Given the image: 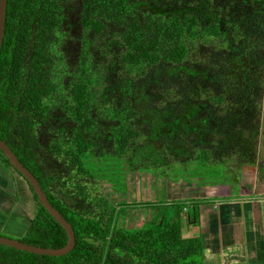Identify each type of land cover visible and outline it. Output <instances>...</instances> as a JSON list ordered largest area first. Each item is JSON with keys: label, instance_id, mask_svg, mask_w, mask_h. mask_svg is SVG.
Instances as JSON below:
<instances>
[{"label": "trees", "instance_id": "trees-1", "mask_svg": "<svg viewBox=\"0 0 264 264\" xmlns=\"http://www.w3.org/2000/svg\"><path fill=\"white\" fill-rule=\"evenodd\" d=\"M263 37L264 0H8L0 138L72 224L77 243L62 256L0 244V264H208L202 233L183 234L194 218L199 221L196 206L193 219L175 209L165 219L130 227L120 218L128 203L119 208L112 194H91L77 178L95 176L93 160L100 167L111 157L107 149L97 153L102 141L120 162L132 150L133 164L147 170L166 159L173 165L174 154L187 163L191 152L203 166L224 153L252 164L257 152L244 132L257 141L259 117L250 106L252 96L258 102L264 91L253 94L248 86L264 82ZM207 44L203 60H192ZM214 52L227 64L215 67L206 60ZM60 61L67 73L73 67L80 73L71 80L67 101L55 105L52 73ZM229 80L230 91L222 92ZM207 106L220 111L205 114ZM98 112L113 124L105 135L95 131ZM0 158L12 166L1 149ZM63 161L65 170L58 165ZM33 196L37 210L18 239L64 247L65 228Z\"/></svg>", "mask_w": 264, "mask_h": 264}, {"label": "rangeland", "instance_id": "rangeland-1", "mask_svg": "<svg viewBox=\"0 0 264 264\" xmlns=\"http://www.w3.org/2000/svg\"><path fill=\"white\" fill-rule=\"evenodd\" d=\"M262 41H264V37ZM208 45L209 44L202 45L200 47V54L196 53V55H193L192 60H203V55L208 51ZM221 58L222 56L219 52H217V55L214 52L210 53V57L206 60H210L215 67L217 64L226 65L228 60H221ZM67 70L68 68H65L63 64H61V61L56 62L53 68L52 77L58 85L52 98V102L54 101L55 105L67 101V96L70 95L68 89L72 84L71 80L80 73V70L74 67L72 68V71L69 70L68 73ZM165 72L166 70L163 68L161 74L163 77L166 76ZM260 79L261 78L257 81L251 82L248 86V89L251 90L253 94V90L259 91L260 89L264 91V82L258 83ZM233 83L234 81L232 80L225 81L222 85L223 90L221 91H230ZM235 92H231L229 95H232ZM161 93L166 95L167 90L165 91L166 94L163 91H161ZM259 95L260 94H258V96ZM252 97L255 101L250 106V109L254 118L258 120L259 117L258 125L260 127L257 141H255L256 138L253 134L244 132V137L247 138L248 142L252 144V148H255L257 152L255 161L252 164L242 163V160H238L237 156L224 153V156L221 157L218 155L212 156V162L209 163L208 166H203L202 163L196 159L197 155L195 152H191L190 154H187L189 160L187 163L181 164L176 161V155L174 154V156H172V160H174L173 165H170L169 163L166 164V159L165 161L163 160L162 163H157L159 165L158 168L155 169L153 166V170H147L133 164L132 159L135 153L132 150L128 152L129 154L122 156L126 161L120 162L116 156H113L116 154L113 147H110V145L107 144V141H102L98 144L97 149H99L97 150V153L100 154L104 149H107V154L111 155V157L106 159L100 167H98L93 160L92 167L94 168L93 172H95V176L81 174L77 179L82 178L83 182L88 183V189L91 194H100V192L106 195L112 194L114 202L121 205L119 208H122L124 203H128L130 206L126 211L121 210L122 214H120V218L121 221L123 220L127 222L130 227L133 225L141 227L145 220L149 219H165L168 215L172 214L175 209L183 218L193 219L192 210L193 206H196L199 223L198 220L194 218L193 220H195L197 226L190 228L188 225L192 224V222L189 223L183 228V234L188 236L195 235L198 232L202 233L203 238L205 239V253L207 254L206 259L208 264H234L235 261H233V257L236 248H224L223 245L219 244L220 248L223 246L221 248V251L223 250V252L219 253V246L215 243L216 240H213L214 235L217 233H215L214 229L220 231L222 229V225L220 224L222 223L219 222L218 219L216 220L213 214L210 213V211H207L206 207H202L200 212V205L212 202V200H218V202L224 200L226 202L228 199L233 200L240 197H246V191H241V188L249 186L255 178L256 170L261 171L264 169V93L258 98L261 108H259L257 102V95H253ZM207 105H209V102ZM203 108L204 113L208 115L220 111V108L217 106H207ZM98 116L99 118L97 119V124H95V131L103 135L109 132V129L112 131L113 124H111L112 122L109 120V117H104L103 112H98L97 117ZM222 129L225 130L224 127ZM43 132L44 127H41L40 133ZM65 135L67 134L65 133ZM146 139L148 138L146 137ZM222 141H224L225 144L231 142L225 138H222ZM165 149L167 150L168 147H165ZM196 149H199V147ZM164 152L166 154L169 153L168 151ZM60 159L63 158L60 157ZM242 164H244V166L245 164H249L247 166L250 168L248 169L250 173L245 172L244 170L241 172L239 171L241 169L239 166ZM58 165H60L63 170L67 168L66 161H63L62 164L59 163ZM69 175L71 178L77 177L76 174H72L71 172H69ZM229 186L230 189L232 188L231 194L223 191V189H226V187L229 188ZM56 189L59 191L62 190L60 184ZM223 197H225L226 200L223 199ZM217 204H214L215 207L213 206L212 208L218 209L219 204ZM29 207L27 208L28 211ZM29 212L32 214L31 211ZM214 220H216V223ZM2 221L3 220H0V234L9 235L11 236L10 238H21L27 229V226L23 224V226L16 225L15 227V224L10 223L9 219H5V222L3 223ZM213 226L214 229H212ZM238 227L241 229L245 228L240 224ZM209 228L212 230L210 231ZM255 235L256 234H254V236ZM257 237L260 239L261 235L258 234ZM242 241L245 246L244 251L247 260L246 262H240L239 264H264V241L262 240L258 242L255 249L251 248L252 243H250V241H248L249 245L246 243L245 239ZM210 254H214L215 256H210ZM252 255H255L256 257L255 262L251 258ZM212 257H215V259H212Z\"/></svg>", "mask_w": 264, "mask_h": 264}, {"label": "crops", "instance_id": "crops-1", "mask_svg": "<svg viewBox=\"0 0 264 264\" xmlns=\"http://www.w3.org/2000/svg\"><path fill=\"white\" fill-rule=\"evenodd\" d=\"M245 166L242 167L239 171L241 172L242 170H244L245 172L250 173V171L248 170L250 168L247 165ZM248 187L244 186L241 188V191H246V197L226 200V194L225 197H223L226 202L224 200H220L222 202H218V200H212V202L200 205V212L202 207H206L207 211H210V213L213 214L214 218L216 220L218 219L219 222L222 223L220 224L222 225V229L220 231L215 230L214 226L212 227L215 233L217 232L214 235L213 240L215 239V243H217L219 246V253L223 252V250L221 251V248L223 246L224 248H236V252H234L233 257V261H235L234 264L246 262L247 260L244 251L245 246L242 243V240L245 239L248 245V241H250V243H252V249H255L257 247L258 242L262 240L264 241V169H262L261 171H255V178L252 180ZM223 191L231 194L232 188L230 189L229 186V188L226 187V189H223ZM217 203L219 204L218 209H213L212 207H215ZM28 207L29 211H31L32 214L28 211ZM36 210V201L28 182L26 180L24 182V178L18 172H16V170L12 166H8L0 158V220H3L2 223L5 222V219H9L10 223L15 224V227L16 225H25L28 228ZM216 220H214V222ZM239 224L243 225L245 228H239ZM188 226L192 228L194 226H197V223H192ZM212 229H210V231ZM197 234H200V232H198ZM254 234L256 235L254 236ZM258 234L261 235L260 239H258L257 237ZM219 235L221 238L219 237ZM219 244L223 246H221L220 248ZM210 256L215 255L210 254ZM251 258L254 262L256 261L255 255H252ZM212 259H215V257H212Z\"/></svg>", "mask_w": 264, "mask_h": 264}, {"label": "water", "instance_id": "water-1", "mask_svg": "<svg viewBox=\"0 0 264 264\" xmlns=\"http://www.w3.org/2000/svg\"><path fill=\"white\" fill-rule=\"evenodd\" d=\"M8 0H0V53L4 39L6 28V12ZM0 149L9 159L12 167L18 171L21 176L31 185L33 193L37 195L38 203L43 205L45 209L65 228L68 234V242L62 248H46L35 245H30L22 242L19 239H14L6 236H0V244L12 246L19 250L28 251L39 255L62 256L74 249L77 243L76 233L72 224L63 216V214L50 202L47 193L43 189L36 175L26 167L20 160L17 154L9 146V144L0 138Z\"/></svg>", "mask_w": 264, "mask_h": 264}]
</instances>
